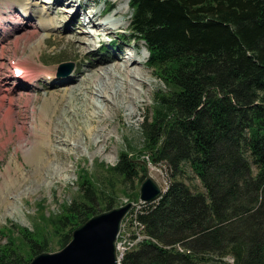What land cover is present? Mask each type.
Here are the masks:
<instances>
[{
    "label": "trees",
    "instance_id": "obj_1",
    "mask_svg": "<svg viewBox=\"0 0 264 264\" xmlns=\"http://www.w3.org/2000/svg\"><path fill=\"white\" fill-rule=\"evenodd\" d=\"M130 6L131 35L145 40L147 64L162 80L142 124L143 150L165 163L171 183L139 216L159 244L144 242L123 264H264V0H130ZM108 169L124 185L145 171L126 151ZM93 178L82 169L81 200L64 204L62 214L42 213L34 231L14 224L19 239L13 226H2L9 237L0 245V264H27L52 249L53 237L67 243L103 198L116 195ZM124 195L138 198L136 190ZM177 243L192 252L163 247Z\"/></svg>",
    "mask_w": 264,
    "mask_h": 264
},
{
    "label": "rangeland",
    "instance_id": "obj_2",
    "mask_svg": "<svg viewBox=\"0 0 264 264\" xmlns=\"http://www.w3.org/2000/svg\"><path fill=\"white\" fill-rule=\"evenodd\" d=\"M22 1L28 2L33 13L23 16L24 4L12 7L0 0V227L13 226L16 239L20 235L18 227L34 231L38 215L62 214L64 204L81 200L78 169L83 166L103 189H115L116 195L103 198L98 209L108 204L118 206L126 199V191L139 190L140 177L146 174L141 172L128 184L121 183L108 169L118 162L121 151L133 154L141 164L145 161L146 171L157 181L161 177L159 168L163 172L166 168L160 164L155 169L152 158L143 150L142 124L145 116L151 115L147 107L162 80L145 63L148 52L144 43L131 39L129 0H84L95 13L104 12L96 20L90 18V24L85 19H72L80 2L74 9V0L64 6H60L63 1L57 2L53 8L50 6L55 0ZM60 8L74 10L67 14L70 12L63 13ZM64 15L68 16L65 24L59 22ZM19 19L21 24L15 25ZM111 26L120 30L114 31ZM122 46L127 51L120 62L114 54ZM134 51L140 57L134 56ZM28 53L33 56L29 57L30 65L46 72L41 73L39 81L17 86L9 60L25 59ZM129 54L137 63L131 64ZM68 61H73L75 67L68 75L70 79H65L57 71L60 63ZM47 72L55 78L45 79ZM40 106L45 107L41 117ZM37 130L47 134L44 143L49 147L45 157L39 159L34 145L36 137L41 138L35 136ZM192 183L204 190L198 181ZM39 202L44 209L40 210ZM7 237L0 233V245L7 243ZM59 247L53 237L51 250ZM180 249L181 245L177 246ZM225 259L234 262L231 255Z\"/></svg>",
    "mask_w": 264,
    "mask_h": 264
},
{
    "label": "water",
    "instance_id": "obj_3",
    "mask_svg": "<svg viewBox=\"0 0 264 264\" xmlns=\"http://www.w3.org/2000/svg\"><path fill=\"white\" fill-rule=\"evenodd\" d=\"M139 192V203L155 201L162 194L159 182L148 169ZM135 205L129 201L92 215L73 230L71 240L63 248L40 252L27 264H118L116 240L121 222Z\"/></svg>",
    "mask_w": 264,
    "mask_h": 264
},
{
    "label": "bare ground",
    "instance_id": "obj_4",
    "mask_svg": "<svg viewBox=\"0 0 264 264\" xmlns=\"http://www.w3.org/2000/svg\"><path fill=\"white\" fill-rule=\"evenodd\" d=\"M22 0H6V2H7V4L9 5V6H12V7H14L13 5H19V4H24V5H22V8H23V10L25 11V8H28V6L26 5V3H24L23 1L21 2ZM56 2H58V1H63V2H65V3H68V2H70L71 0H55ZM90 6L88 5V4H84V3H81L80 2V4H79V6H78V10H76L74 13H73V15H72V19L75 17V16H79V13H80V9H82V8H89ZM29 14V13H28ZM60 15V14H59ZM114 15H115V13H114ZM91 16L92 17H94V18H99V17H101L102 16V14H97V13H95V12H93L92 11V14H91ZM68 16H66V15H64L63 16V19H66ZM57 18H59V17H57ZM56 18V19H57ZM90 22H91V20H90ZM109 23V22H108ZM97 25V24H96ZM108 27V26H107ZM107 27H105V29H107ZM112 27V26H111ZM109 28V27H108ZM109 32H110V30H108ZM77 36V35H76ZM125 51V47L124 46H122L121 48H120V53H123ZM115 56H118L119 58H121V54H119V53H116L115 54ZM30 57V56H29ZM129 57V59L132 61L131 62V64H135L136 62L132 59V57L131 56H128ZM28 62V61H27ZM27 62H24V64H23V69L25 70V73H26V81L25 82H32V80H36V79H38V77H39V74H38V72H37V70L35 69V68H31L32 66H29V65H27ZM102 61H99L98 63H101ZM124 62H126V61H124ZM51 71V70H50ZM69 77V76H68ZM69 83V82H68ZM44 111H45V107H43V108H41V106H40V111H39V116L41 117V115L42 116H44ZM37 114H38V111H37ZM39 119V118H38ZM40 124V123H39ZM41 129V128H40ZM35 133V136L36 135H39L41 138H38V137H36L37 138V140H35L34 141V145H35V156H38V159L39 158H41L42 156H44L43 154L45 153V152H48V149H49V147L47 146V145H45V143H44V140L46 139L45 137H47V134L45 133V132H43V131H41V130H37V131H35L34 132ZM48 139H50V135H49V137H48ZM50 141V140H49ZM34 156V157H35ZM45 157V156H44ZM45 159V158H44ZM43 161V160H42Z\"/></svg>",
    "mask_w": 264,
    "mask_h": 264
},
{
    "label": "built area",
    "instance_id": "obj_5",
    "mask_svg": "<svg viewBox=\"0 0 264 264\" xmlns=\"http://www.w3.org/2000/svg\"><path fill=\"white\" fill-rule=\"evenodd\" d=\"M133 217H134V214H130L129 217H127V219H126V222L132 221ZM133 221H134L135 227L140 225L139 230H141L144 227V225L140 221H137L135 219ZM130 235H131V233L123 236L122 239L120 241H118L117 248H118L119 256L121 259L123 258V256L125 255V252L130 247L135 245L137 242H139L143 238V235L140 233V231L136 232V236L133 239L130 238Z\"/></svg>",
    "mask_w": 264,
    "mask_h": 264
}]
</instances>
